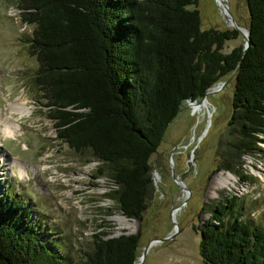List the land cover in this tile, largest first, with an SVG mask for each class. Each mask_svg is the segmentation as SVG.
I'll return each instance as SVG.
<instances>
[{
  "label": "trees",
  "instance_id": "trees-1",
  "mask_svg": "<svg viewBox=\"0 0 264 264\" xmlns=\"http://www.w3.org/2000/svg\"><path fill=\"white\" fill-rule=\"evenodd\" d=\"M248 45L222 53L235 29L200 28L197 0H18L32 25L29 53L39 67L55 137L74 152L87 149L113 184L121 215L140 220L151 187L150 155L182 102L233 73L231 113L215 150L217 167L235 174L264 133V0H244ZM244 178V175H240ZM216 203L197 228L203 264H264V227ZM92 236L80 264H133L139 232ZM0 264H62L44 230L7 191L0 193Z\"/></svg>",
  "mask_w": 264,
  "mask_h": 264
},
{
  "label": "rangeland",
  "instance_id": "rangeland-1",
  "mask_svg": "<svg viewBox=\"0 0 264 264\" xmlns=\"http://www.w3.org/2000/svg\"><path fill=\"white\" fill-rule=\"evenodd\" d=\"M17 1L0 0V120L8 119L16 132L4 136L0 131V193L7 191L29 207L46 241L61 253L62 264H80L83 252L92 249L94 234L112 237L136 232V264H203L197 228L214 204L233 195L235 204L225 212V225L237 216L264 227V133L258 134L259 149L241 158L238 173L216 166L217 141L231 113L234 80L228 73L220 78L229 77L227 82L205 96L207 105L181 103L149 157L156 178L151 174L147 207L140 220L129 219L134 223L131 229L120 228L114 217L121 214L109 196L113 184L107 176L95 175L102 164L89 150L74 152L55 137L43 91L33 81L39 67L29 53L33 27L20 20ZM223 3L234 23L247 29L245 1ZM196 8L201 29H234L224 23L218 0H197ZM243 41L237 32L224 41L221 52ZM15 102H25L28 110L22 115L10 112V103ZM20 164L26 174L20 173ZM172 173L188 193L173 181ZM227 173L234 177V185L212 191L213 182Z\"/></svg>",
  "mask_w": 264,
  "mask_h": 264
},
{
  "label": "bare ground",
  "instance_id": "bare-ground-1",
  "mask_svg": "<svg viewBox=\"0 0 264 264\" xmlns=\"http://www.w3.org/2000/svg\"><path fill=\"white\" fill-rule=\"evenodd\" d=\"M223 0H218V5L221 6V3ZM224 10V8H223ZM207 100L201 101V104L204 103V105H207ZM28 110V107L26 106L25 102H15L10 103V112H19L20 115L25 113ZM12 120V119H11ZM0 124L3 127H0V131L3 133L4 136H13L15 135V125L10 122L8 119H1ZM20 173L26 174L24 165L20 164ZM263 179V178H262ZM264 181V180H263ZM234 185V177L227 173L226 175L220 174V176L213 182L211 190H215L219 187H230ZM114 220L117 221L120 228H127L131 229L134 225L133 221H130L129 219L124 218L121 215H117L114 217Z\"/></svg>",
  "mask_w": 264,
  "mask_h": 264
},
{
  "label": "water",
  "instance_id": "water-1",
  "mask_svg": "<svg viewBox=\"0 0 264 264\" xmlns=\"http://www.w3.org/2000/svg\"><path fill=\"white\" fill-rule=\"evenodd\" d=\"M218 7L223 12V15L225 17H227L228 19H230V22L229 23H226V25L234 28L235 30H237V32L243 37V40L244 41H243V44H242V50H244L247 47V45H248V30L247 29L240 28L239 26H237L234 23V21L230 17H228L229 15H228L227 6L223 2L221 3V6L218 5ZM223 8H224V10H223ZM233 73H234V71L230 74L229 77H232L233 76ZM229 77H228V79H229ZM227 80H223V81L216 82L214 85L210 86L209 88H207L205 90L204 94L202 95V97L200 99H197V98L188 99V100H186L187 101V104L190 105L191 103H194V102L204 101L205 100V96L207 94H210V93H213V92L219 90L227 82ZM151 174H152V179L154 180V178H156V173L154 171H152ZM172 179H173V181L178 186H180L182 188H185V190L187 191V193L189 192V190L187 189V187H185V185L181 181H179L177 179V177L173 173H172ZM121 216H123V215H121ZM124 218H126V217H124ZM126 219H128V218H126ZM124 234H126V233H124ZM153 240H160V239L155 238ZM146 248H147V246L143 247V252L146 250ZM133 264H136V262L134 261Z\"/></svg>",
  "mask_w": 264,
  "mask_h": 264
},
{
  "label": "flooded vegetation",
  "instance_id": "flooded-vegetation-1",
  "mask_svg": "<svg viewBox=\"0 0 264 264\" xmlns=\"http://www.w3.org/2000/svg\"><path fill=\"white\" fill-rule=\"evenodd\" d=\"M228 10V9H227ZM223 15V14H222ZM228 17H230L233 21H234V19L232 18V16L230 15V13H229V11H228ZM223 19H224V23H229L230 22V19H228L227 17H225L224 15H223Z\"/></svg>",
  "mask_w": 264,
  "mask_h": 264
}]
</instances>
